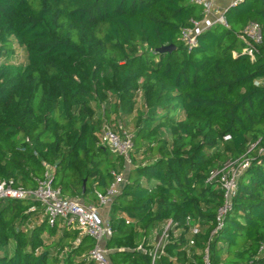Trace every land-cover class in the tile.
<instances>
[{"label": "trees", "instance_id": "obj_1", "mask_svg": "<svg viewBox=\"0 0 264 264\" xmlns=\"http://www.w3.org/2000/svg\"><path fill=\"white\" fill-rule=\"evenodd\" d=\"M223 12L189 49L182 29L205 17L191 0H0V181L35 188L52 167L63 196L98 206L116 170L114 264H264V0ZM105 124L133 133L128 169ZM242 161L219 225L221 172ZM94 244L38 200L0 199V264H96Z\"/></svg>", "mask_w": 264, "mask_h": 264}, {"label": "built area", "instance_id": "obj_2", "mask_svg": "<svg viewBox=\"0 0 264 264\" xmlns=\"http://www.w3.org/2000/svg\"><path fill=\"white\" fill-rule=\"evenodd\" d=\"M192 2L201 4L204 6L205 17L203 20L194 21L193 26L185 27L182 29L181 38L184 44L191 49L198 42V34L204 31L206 28L216 24L222 23L228 25L224 12H219L215 8L214 0H191ZM238 1L235 0L232 5H236ZM217 13L213 20H210L208 16L210 14ZM241 38L246 43L242 53H247L254 56L255 51L262 43V27L258 22H249L242 32ZM234 55H238L237 52ZM257 84H264V80H258ZM230 135L225 136V139H229ZM101 143L110 147V149L116 154L123 157L125 166L128 169L133 165L131 153L134 150V135L132 132L122 130L118 132L109 125L105 124L101 132ZM247 166V162L242 161L238 164V167H232L230 170H222L220 175V181L224 190L225 201L218 210L219 225L222 224L224 215L230 208L231 200L236 194L237 190V178L239 175L240 167ZM219 173L215 171L212 175ZM111 174L114 179L110 184L106 192H97L99 205H85L77 199H72L63 196L60 188L53 186V168L49 167L44 176L38 179V184L35 188H24L22 186H13L12 181L1 180L0 181V199L15 198L24 199L31 198L38 200L43 208L44 213L48 218V221L53 224L55 221L62 220L69 227H77L82 230L83 233L90 235L94 240V246L89 250V257L96 262V264H114L108 259L107 249L104 246V241L110 238L113 234V230L110 224V217H106L109 214L110 204L114 196L119 192L120 186L126 180L124 173H118L116 170H112ZM108 208V213L104 214L103 210ZM170 224V222H169ZM162 231L159 240L152 250L153 261L163 250L168 237V227ZM79 241V239H78ZM264 248V247H262Z\"/></svg>", "mask_w": 264, "mask_h": 264}, {"label": "crops", "instance_id": "obj_3", "mask_svg": "<svg viewBox=\"0 0 264 264\" xmlns=\"http://www.w3.org/2000/svg\"><path fill=\"white\" fill-rule=\"evenodd\" d=\"M215 1V8L216 10H218L219 12H223L225 9H227L229 6L232 5V3L235 0H214ZM217 13H212L208 16V18L210 20H213L215 18Z\"/></svg>", "mask_w": 264, "mask_h": 264}, {"label": "water", "instance_id": "obj_4", "mask_svg": "<svg viewBox=\"0 0 264 264\" xmlns=\"http://www.w3.org/2000/svg\"><path fill=\"white\" fill-rule=\"evenodd\" d=\"M174 48H175L174 44H166V45H162L159 48H157L156 52L163 53L166 51H172ZM83 187H85V182L83 184Z\"/></svg>", "mask_w": 264, "mask_h": 264}, {"label": "rangeland", "instance_id": "obj_5", "mask_svg": "<svg viewBox=\"0 0 264 264\" xmlns=\"http://www.w3.org/2000/svg\"><path fill=\"white\" fill-rule=\"evenodd\" d=\"M103 213H104V214L108 213V208H105V209L103 210ZM105 216H106V217H109V214H106ZM158 240H159V239H158ZM157 242H158V241H157Z\"/></svg>", "mask_w": 264, "mask_h": 264}]
</instances>
